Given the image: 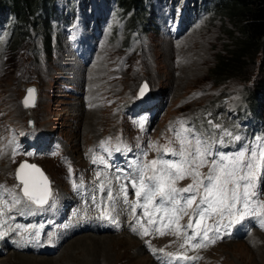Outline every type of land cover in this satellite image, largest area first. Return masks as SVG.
Instances as JSON below:
<instances>
[{"label": "rangeland", "instance_id": "374dc122", "mask_svg": "<svg viewBox=\"0 0 264 264\" xmlns=\"http://www.w3.org/2000/svg\"><path fill=\"white\" fill-rule=\"evenodd\" d=\"M186 1L179 0L176 3L173 9L176 14H186L187 17L190 13L193 15L192 0ZM53 3L58 11L61 10L60 14L72 11L67 0H54ZM71 4H76L72 12L73 23H78V28H82L84 45L99 53L89 69L90 73H85L86 66L82 68L76 63L71 64L72 59L68 55L63 56L61 47H69L70 31L65 26L57 28L58 22L55 19L50 24L44 16L46 22H41L42 25L27 23L26 34L15 47H12L14 41H11L15 22L12 20V31L9 32L10 16L0 31V135H9L10 131L36 129L61 138L60 149L51 156L14 155L8 160L9 157L1 158L4 152L0 149V185L11 192L5 203L17 201V204H8L11 209L18 204H21V209L25 206L16 195L20 183L16 182L14 171L20 159L34 163L46 174L51 186L49 198L53 199L58 192L68 188L72 175L87 177L80 153L84 146L94 140L106 143L117 141L131 146H149L150 140H156L157 144L171 147L177 143L173 136L180 132L181 137L189 127L201 139L209 140V135L197 126L195 129L189 122L209 111V105L213 101L216 105L223 104L220 108L222 114L215 117L216 123L220 124L224 117L233 114L234 107L240 103L244 86H249V83L252 85L259 78L258 55L248 69L246 82L234 77L218 85L210 81L208 69L215 63L216 56L224 54V49L230 44L225 29L232 30V24L221 14L210 15L206 5L201 6V2L197 7L203 11L198 10L189 28L179 32L176 19L169 15V4L166 6L161 0H153L155 15L152 22L157 23L158 32L154 31V24L148 22L146 15L144 18L147 19V27H141L139 23L136 27L137 24H130L132 15L122 22L115 11L111 14V23L93 29L88 22L86 9L83 8L86 6L85 2L71 0ZM87 4L94 8L95 14L106 13L112 6L115 8L111 1L105 4L103 0H87ZM130 31L131 35L125 34ZM169 31L178 32V35L167 36ZM71 46L74 48V43ZM58 52H61L59 59ZM93 52L87 55V61L91 60ZM58 61L68 66L66 75L61 72ZM89 74L88 88L93 93L94 102L82 109L77 104L79 97L66 91L64 75L71 78L73 87L74 83L87 81ZM28 85H34L36 96L33 104L25 106L22 98ZM144 85H147L150 99L156 96L159 98L156 111L149 114L152 120L149 126L146 125L147 131L134 122L139 117H129L127 110L131 104L129 102L137 101L136 93ZM261 109L264 113V105ZM263 113L260 112V115ZM249 117L260 120V124L264 126V116ZM143 122L147 123V119H143ZM262 165L264 167V163ZM26 169L23 167L21 171L23 177ZM142 170L144 173L148 172L146 166ZM37 179L42 182V179ZM4 207L0 202V210ZM85 233L88 234L81 232L72 235L51 255L16 253L27 256V259L32 258L33 262H19L10 258L14 252L0 255V262L79 264L78 259H92L96 264H154L141 250L139 242L131 236L106 235L107 233L97 235L92 232L88 236ZM79 239L81 240L78 241ZM166 239L169 238L157 237L154 242H164ZM74 245L77 246L76 250H72L75 251L74 257L64 258ZM87 251L95 252L97 257L83 254ZM201 264H264V235L255 233L248 241L231 240L214 244L203 251Z\"/></svg>", "mask_w": 264, "mask_h": 264}, {"label": "snow or ice", "instance_id": "6c2138e0", "mask_svg": "<svg viewBox=\"0 0 264 264\" xmlns=\"http://www.w3.org/2000/svg\"><path fill=\"white\" fill-rule=\"evenodd\" d=\"M144 87L146 88L147 85ZM34 92V89H29L28 97H34ZM24 103L28 106L29 99L26 98ZM185 132L187 136L183 138L180 137V132L176 133L177 138L180 139L179 149L165 153V155L177 157V160L151 161L152 166L159 165V167H153V174L147 177V182L141 170L136 195L143 196L145 200L143 207L147 209L148 204L154 203L156 196L160 197L159 204L179 211H185L186 208H191L195 204L194 214L199 216L196 227H200L204 218L209 217L210 213L220 217L225 214L236 215L242 219L251 204L264 194V189L257 190V183H264V173L257 175L261 163H264V143L256 147L241 145L235 153L228 154L213 151L210 139H201L191 127L185 129ZM234 139L238 141L240 137L235 136ZM217 144L220 147L224 146L222 140L217 141ZM205 165L209 166V170L207 174L201 175L199 169ZM31 167L35 168V166ZM36 171L39 172V169ZM185 175L191 176L193 183L186 188H175L173 182L176 179H183ZM24 184V194L31 199L27 181H24ZM133 186H137V181H133ZM197 197H199V203H197ZM34 202L43 204L46 201L35 199ZM104 218L111 219L107 215ZM187 227L192 228V223L190 222ZM4 235L0 233V238ZM204 235H207L206 230Z\"/></svg>", "mask_w": 264, "mask_h": 264}, {"label": "trees", "instance_id": "16d2710c", "mask_svg": "<svg viewBox=\"0 0 264 264\" xmlns=\"http://www.w3.org/2000/svg\"><path fill=\"white\" fill-rule=\"evenodd\" d=\"M81 1L87 3V0ZM151 1L113 0L119 19L125 22L132 15V18L129 19L130 24L139 23V26L145 28L147 27L146 20L151 22L152 19L149 16ZM173 1L178 0H170V2ZM53 2L54 0H0V21L7 22V18L10 16V32L12 31V22H15L11 40L14 41L12 47L17 46L19 40L26 34L27 23L34 24L36 22L42 25L41 22H46L45 17L48 20L51 17L65 19L57 14L58 11L53 6ZM67 2L73 9L71 0H67ZM200 2L201 6L206 5V10L210 15L221 14L227 17L232 24V30L225 29L230 44L224 49V54L216 56L215 63L208 69L210 81L214 85H218L234 77L246 82L248 69L259 55L257 62L259 78L252 85L249 83V86H244L241 103L237 105L236 112H238V116L250 114L261 118L264 116L263 109H261L264 105V0H192L194 6ZM145 15L147 19L144 18ZM211 104L213 105L211 109H214L215 103L212 101ZM260 112L263 115H260Z\"/></svg>", "mask_w": 264, "mask_h": 264}, {"label": "bare ground", "instance_id": "6f19581e", "mask_svg": "<svg viewBox=\"0 0 264 264\" xmlns=\"http://www.w3.org/2000/svg\"><path fill=\"white\" fill-rule=\"evenodd\" d=\"M71 68H72V67H71ZM81 69H82V68H81ZM66 161H67V160H66ZM18 177H19V176H18ZM24 181H25V180H24ZM22 190L24 191V186H23ZM31 197H32L33 200L36 199V197L33 196V195H31ZM85 234H86V233H85ZM82 235H83V234H82ZM86 235L89 236L90 234L88 233V234H86ZM97 235H103V234H97ZM104 235H105V234H104ZM106 235H109V234H106ZM123 235H125V234H123ZM80 240H81V239H79L78 241H80ZM137 242H138V241H137ZM77 243H78V242H77ZM129 245H130V244H129ZM79 246H80V245H79ZM136 248H139V247H136ZM76 249H77V246H75V245L72 246L70 252H68L67 255H66V257H64V258H67V257H69V258L72 257V258H73V257H74V252H75V251L73 252L72 250H76ZM83 250H84V249H83ZM16 253H17V252H14V253L12 254V256H10V258L15 259V260L17 259L19 262H25L26 260H27V261H32V258H28V259H27V256H20V255H17ZM18 254H19V253H18ZM83 254H85V255H89V256L93 257L92 255H95V252L92 253V252L87 251V252H85V253H83ZM103 254H104V253H103ZM103 254H102V255H103ZM96 255H97V254H96ZM96 255L94 256V258L97 257ZM29 256H30V255H29ZM35 257H36V256H35ZM43 258H45V257H43ZM46 258H47V257H46ZM34 259H35V258H34ZM38 259H39V258H38ZM41 259H42V258H41ZM41 259H40V260H41ZM6 260H7V261H10L9 258H8V259L6 258ZM35 260H36V259H35ZM75 260H76V259H75ZM18 261H17V262H18ZM73 261H74V260H73ZM78 261H79V264H96L95 261L92 260V259H86V260H82V259L80 260V259H78ZM32 262H33V261H32ZM96 262H97V260H96ZM0 264H3V263L0 262ZM13 264H14V263H13ZM16 264H17V263H16ZM18 264H19V263H18Z\"/></svg>", "mask_w": 264, "mask_h": 264}, {"label": "water", "instance_id": "95a60500", "mask_svg": "<svg viewBox=\"0 0 264 264\" xmlns=\"http://www.w3.org/2000/svg\"><path fill=\"white\" fill-rule=\"evenodd\" d=\"M29 89H34L35 90V88L31 85V86H28V89L27 90H29ZM34 96H35V92H34ZM27 98H33L34 99V97H28V95L26 96Z\"/></svg>", "mask_w": 264, "mask_h": 264}]
</instances>
